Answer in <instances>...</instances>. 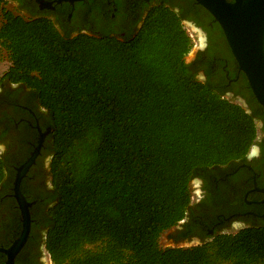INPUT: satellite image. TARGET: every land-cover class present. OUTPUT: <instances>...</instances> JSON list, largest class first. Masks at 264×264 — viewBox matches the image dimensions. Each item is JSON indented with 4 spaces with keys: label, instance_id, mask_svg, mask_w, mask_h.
Listing matches in <instances>:
<instances>
[{
    "label": "trees",
    "instance_id": "16d2710c",
    "mask_svg": "<svg viewBox=\"0 0 264 264\" xmlns=\"http://www.w3.org/2000/svg\"><path fill=\"white\" fill-rule=\"evenodd\" d=\"M8 3L0 83L26 86L51 116V263L264 264V225L159 244L187 216L193 180L244 160L257 137L255 115L186 63L193 41L179 14L157 5L125 38L70 36ZM5 176L0 155V185Z\"/></svg>",
    "mask_w": 264,
    "mask_h": 264
},
{
    "label": "flooded vegetation",
    "instance_id": "af4514ba",
    "mask_svg": "<svg viewBox=\"0 0 264 264\" xmlns=\"http://www.w3.org/2000/svg\"><path fill=\"white\" fill-rule=\"evenodd\" d=\"M234 0H227L233 2ZM25 17H44L62 35H104L125 38L142 25L157 5L182 18L187 32L197 38L186 56L195 77L208 83L232 102L255 115L254 149L234 165L216 168L192 182V201L185 219L173 227L171 240L178 244L206 243L220 234L264 225V109L256 101L240 71L223 31L212 15L194 0H8ZM243 107V106H242ZM51 116L24 85L0 83V155L6 176L0 185V249L8 250L21 236L22 215L14 198L16 169L32 155L44 133L43 145L26 176L20 193L28 203L31 226L28 238L13 264H52L45 249L49 228L47 210L53 204L49 167ZM36 218V220L34 219ZM0 252V264H7Z\"/></svg>",
    "mask_w": 264,
    "mask_h": 264
},
{
    "label": "water",
    "instance_id": "95a60500",
    "mask_svg": "<svg viewBox=\"0 0 264 264\" xmlns=\"http://www.w3.org/2000/svg\"><path fill=\"white\" fill-rule=\"evenodd\" d=\"M65 1L73 3L84 0ZM194 1L208 11L221 27L240 71L245 75L256 101L264 108V0H234L233 2H227V0ZM191 36L196 43L197 38L192 34ZM240 105L244 107V105ZM45 136L44 133H40L38 146L32 155L16 169L13 191L22 215V233L8 250L0 249V252L8 256L7 264H13L15 255L25 244L30 232L31 217L29 208L32 203H28L24 199L19 187L22 179L35 164ZM253 149L254 146L251 150ZM171 233L164 240L166 247L176 246L171 240ZM194 245L196 244H178L179 247Z\"/></svg>",
    "mask_w": 264,
    "mask_h": 264
},
{
    "label": "rangeland",
    "instance_id": "374dc122",
    "mask_svg": "<svg viewBox=\"0 0 264 264\" xmlns=\"http://www.w3.org/2000/svg\"><path fill=\"white\" fill-rule=\"evenodd\" d=\"M6 7L8 9H14V5L11 4V3H8L6 4ZM0 19H1V16H0ZM188 34L190 35V37L192 38L190 32H188ZM192 41H193V45L195 44L193 38H192ZM9 61L7 60V58H5V56L1 53L0 54V76L8 69L9 67ZM234 103H237V102H234ZM238 104V103H237ZM173 231V229H170L166 232H164L162 234V236L160 237V240H159V244L162 248H167L165 245H164V240L165 238L167 237V235H169L171 232ZM187 247H190V246H187Z\"/></svg>",
    "mask_w": 264,
    "mask_h": 264
},
{
    "label": "built area",
    "instance_id": "2783aa9c",
    "mask_svg": "<svg viewBox=\"0 0 264 264\" xmlns=\"http://www.w3.org/2000/svg\"><path fill=\"white\" fill-rule=\"evenodd\" d=\"M193 198H191V201H192Z\"/></svg>",
    "mask_w": 264,
    "mask_h": 264
}]
</instances>
